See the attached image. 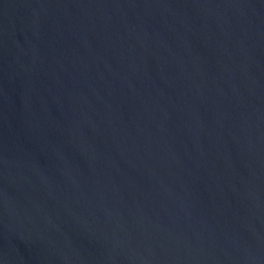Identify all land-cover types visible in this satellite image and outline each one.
<instances>
[{"label": "water", "instance_id": "obj_1", "mask_svg": "<svg viewBox=\"0 0 264 264\" xmlns=\"http://www.w3.org/2000/svg\"><path fill=\"white\" fill-rule=\"evenodd\" d=\"M0 264H264V0H0Z\"/></svg>", "mask_w": 264, "mask_h": 264}]
</instances>
